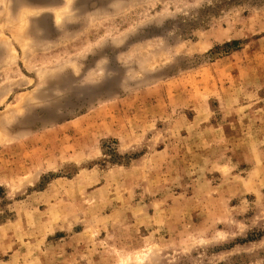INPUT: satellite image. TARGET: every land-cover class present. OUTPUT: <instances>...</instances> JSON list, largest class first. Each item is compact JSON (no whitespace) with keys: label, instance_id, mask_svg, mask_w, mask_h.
<instances>
[{"label":"rangeland","instance_id":"obj_1","mask_svg":"<svg viewBox=\"0 0 264 264\" xmlns=\"http://www.w3.org/2000/svg\"><path fill=\"white\" fill-rule=\"evenodd\" d=\"M0 264H264V0H0Z\"/></svg>","mask_w":264,"mask_h":264},{"label":"trees","instance_id":"obj_2","mask_svg":"<svg viewBox=\"0 0 264 264\" xmlns=\"http://www.w3.org/2000/svg\"><path fill=\"white\" fill-rule=\"evenodd\" d=\"M235 43H236V42H235ZM235 43H234V44H235Z\"/></svg>","mask_w":264,"mask_h":264}]
</instances>
